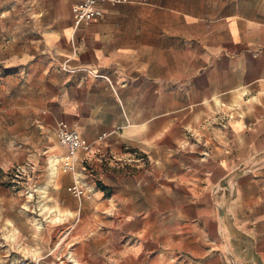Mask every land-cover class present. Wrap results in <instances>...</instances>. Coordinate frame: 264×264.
<instances>
[{
  "label": "crops",
  "instance_id": "crops-1",
  "mask_svg": "<svg viewBox=\"0 0 264 264\" xmlns=\"http://www.w3.org/2000/svg\"><path fill=\"white\" fill-rule=\"evenodd\" d=\"M75 1L0 0V164L31 126L43 153L19 260L264 264V0Z\"/></svg>",
  "mask_w": 264,
  "mask_h": 264
},
{
  "label": "rangeland",
  "instance_id": "rangeland-1",
  "mask_svg": "<svg viewBox=\"0 0 264 264\" xmlns=\"http://www.w3.org/2000/svg\"><path fill=\"white\" fill-rule=\"evenodd\" d=\"M13 120L18 122L16 117ZM29 130L32 139L25 143L13 138L16 140L15 146L10 149L9 157L5 163L0 164V264H23L25 262L21 261L22 259L19 260V254H29L33 246L30 244L21 246L17 243L16 224L19 223L28 232L27 228L35 227L34 223L40 222L39 215L37 216L34 212L33 206L37 198L36 196L30 197L28 191L32 193L33 188H38L35 183L38 168L32 163L31 157L34 154L42 155L43 153L36 143L38 132L33 126L29 127ZM14 135L11 134V137ZM43 135L42 132V137ZM25 163L30 164L33 177L29 184L21 183L18 185L13 182V177L7 171H12L15 166ZM86 168L89 167L86 166ZM8 227H10V231L7 229ZM20 231L23 232V230ZM33 262V260H29L26 263L32 264Z\"/></svg>",
  "mask_w": 264,
  "mask_h": 264
},
{
  "label": "built area",
  "instance_id": "built-area-1",
  "mask_svg": "<svg viewBox=\"0 0 264 264\" xmlns=\"http://www.w3.org/2000/svg\"><path fill=\"white\" fill-rule=\"evenodd\" d=\"M109 2H121V0H106ZM100 0H76L73 4L72 11L76 24L84 21H91L102 15V10L99 8ZM57 137L62 146L68 149V155L63 159L61 168L64 172H76L79 159V152H84L90 155L94 152V143L85 139L77 130L69 127L65 122H60L57 130ZM13 177V182L18 185L21 183L29 184L33 177V170L30 164H19L12 171H7ZM36 191L33 188L32 194ZM68 191L78 196H83L88 190L75 180L68 187ZM30 194V191H28Z\"/></svg>",
  "mask_w": 264,
  "mask_h": 264
}]
</instances>
